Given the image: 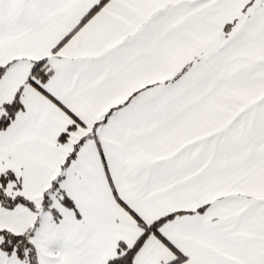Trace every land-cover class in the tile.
Masks as SVG:
<instances>
[{
    "label": "snow or ice",
    "instance_id": "snow-or-ice-1",
    "mask_svg": "<svg viewBox=\"0 0 264 264\" xmlns=\"http://www.w3.org/2000/svg\"><path fill=\"white\" fill-rule=\"evenodd\" d=\"M0 264H264V0H0Z\"/></svg>",
    "mask_w": 264,
    "mask_h": 264
}]
</instances>
